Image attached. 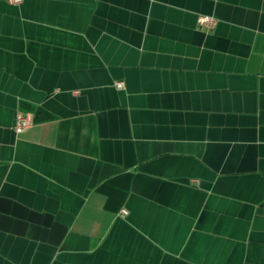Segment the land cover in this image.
Masks as SVG:
<instances>
[{"label":"crops","instance_id":"0c3cea01","mask_svg":"<svg viewBox=\"0 0 264 264\" xmlns=\"http://www.w3.org/2000/svg\"><path fill=\"white\" fill-rule=\"evenodd\" d=\"M0 264H264V0H0Z\"/></svg>","mask_w":264,"mask_h":264},{"label":"built area","instance_id":"2783aa9c","mask_svg":"<svg viewBox=\"0 0 264 264\" xmlns=\"http://www.w3.org/2000/svg\"><path fill=\"white\" fill-rule=\"evenodd\" d=\"M12 3H19L21 0H9ZM198 22L201 25H205L208 27H213L215 25L216 20L209 16H201L198 18ZM117 88L123 87V82H117L116 83ZM32 120L31 116L29 114H17L15 118V124H14V131L16 133H21L27 128L31 126ZM123 214H125L124 211H122Z\"/></svg>","mask_w":264,"mask_h":264}]
</instances>
